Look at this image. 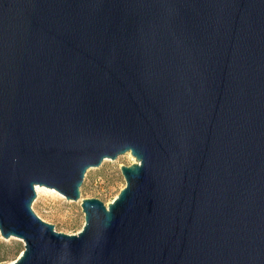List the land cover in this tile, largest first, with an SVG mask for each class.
<instances>
[{
    "label": "water",
    "instance_id": "obj_1",
    "mask_svg": "<svg viewBox=\"0 0 264 264\" xmlns=\"http://www.w3.org/2000/svg\"><path fill=\"white\" fill-rule=\"evenodd\" d=\"M128 155L76 235L33 212ZM0 237L11 264H264V0H0Z\"/></svg>",
    "mask_w": 264,
    "mask_h": 264
},
{
    "label": "rangeland",
    "instance_id": "obj_2",
    "mask_svg": "<svg viewBox=\"0 0 264 264\" xmlns=\"http://www.w3.org/2000/svg\"><path fill=\"white\" fill-rule=\"evenodd\" d=\"M131 158L123 156L115 161L107 160L100 167L90 169L84 178L78 202H69L60 195L39 191L32 204L33 212L43 222L52 225L56 232L76 235L84 224L81 201L95 199L105 206L110 204L125 187L120 168L132 165L134 159ZM22 250L21 241L3 240L0 237V264H11Z\"/></svg>",
    "mask_w": 264,
    "mask_h": 264
},
{
    "label": "bare ground",
    "instance_id": "obj_3",
    "mask_svg": "<svg viewBox=\"0 0 264 264\" xmlns=\"http://www.w3.org/2000/svg\"><path fill=\"white\" fill-rule=\"evenodd\" d=\"M39 191L42 192V193H44V194H46V193H53L55 195H59L57 192H55L53 190L46 189V188H43V187H36L35 188V192L38 193Z\"/></svg>",
    "mask_w": 264,
    "mask_h": 264
},
{
    "label": "built area",
    "instance_id": "obj_4",
    "mask_svg": "<svg viewBox=\"0 0 264 264\" xmlns=\"http://www.w3.org/2000/svg\"><path fill=\"white\" fill-rule=\"evenodd\" d=\"M128 157L131 158L130 155H128ZM131 159H132V158H131Z\"/></svg>",
    "mask_w": 264,
    "mask_h": 264
}]
</instances>
